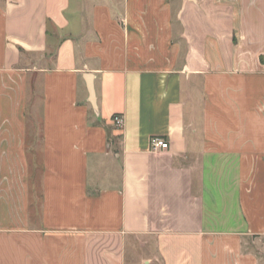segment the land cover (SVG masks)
<instances>
[{
  "label": "crops",
  "instance_id": "obj_1",
  "mask_svg": "<svg viewBox=\"0 0 264 264\" xmlns=\"http://www.w3.org/2000/svg\"><path fill=\"white\" fill-rule=\"evenodd\" d=\"M254 237L264 0H0V264H264Z\"/></svg>",
  "mask_w": 264,
  "mask_h": 264
},
{
  "label": "rangeland",
  "instance_id": "obj_2",
  "mask_svg": "<svg viewBox=\"0 0 264 264\" xmlns=\"http://www.w3.org/2000/svg\"><path fill=\"white\" fill-rule=\"evenodd\" d=\"M30 114H32V117L34 119H37V117H38V112L37 111L36 112H32ZM30 134H33V131H31ZM247 246L250 247L251 250L257 252L259 254V256H261V253H264V252H262L264 250V239L255 238V237L251 238L250 242H249V244ZM128 251L130 252V248H129ZM135 251H137V252L139 251L141 254L145 252L144 249L139 248V247L137 249L135 248ZM130 254L132 255V257H134L137 253H134L133 250H131Z\"/></svg>",
  "mask_w": 264,
  "mask_h": 264
},
{
  "label": "built area",
  "instance_id": "obj_3",
  "mask_svg": "<svg viewBox=\"0 0 264 264\" xmlns=\"http://www.w3.org/2000/svg\"><path fill=\"white\" fill-rule=\"evenodd\" d=\"M113 121L117 127L121 128L124 123V118L122 115H114ZM151 146H152V150L159 151V150L168 149L169 143L161 137H154L151 141Z\"/></svg>",
  "mask_w": 264,
  "mask_h": 264
},
{
  "label": "water",
  "instance_id": "obj_4",
  "mask_svg": "<svg viewBox=\"0 0 264 264\" xmlns=\"http://www.w3.org/2000/svg\"><path fill=\"white\" fill-rule=\"evenodd\" d=\"M89 89L91 92L92 100H94V90H93V86H92V82H91L90 78H89Z\"/></svg>",
  "mask_w": 264,
  "mask_h": 264
}]
</instances>
